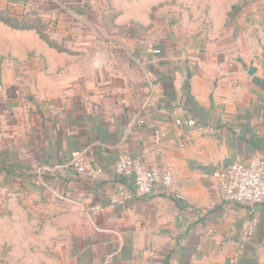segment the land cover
Here are the masks:
<instances>
[{
  "label": "crops",
  "instance_id": "obj_1",
  "mask_svg": "<svg viewBox=\"0 0 264 264\" xmlns=\"http://www.w3.org/2000/svg\"><path fill=\"white\" fill-rule=\"evenodd\" d=\"M1 20L0 264H230L240 245L264 264V199L228 202L214 175L264 159V0H0ZM145 149L173 187L135 198L113 165Z\"/></svg>",
  "mask_w": 264,
  "mask_h": 264
},
{
  "label": "built area",
  "instance_id": "obj_2",
  "mask_svg": "<svg viewBox=\"0 0 264 264\" xmlns=\"http://www.w3.org/2000/svg\"><path fill=\"white\" fill-rule=\"evenodd\" d=\"M137 125H144L145 118L139 117ZM175 124L186 126L202 133L204 129L198 126L193 119L183 121L176 119ZM163 134L159 130L154 131L153 146L156 150L160 147ZM150 150L145 149L136 157L120 155L113 165L114 173L120 177L128 178L132 181L135 198H143L149 195L155 187H160L163 191H170L173 187V169L171 167L161 168L158 166H148L147 156ZM75 167L80 171L83 169L82 157H77ZM92 174H99L100 169L95 168L90 171ZM215 177L219 180V187L222 197L231 203L249 207L254 210L264 199V159L253 158L247 163L234 161L225 167L216 170ZM132 196L124 189L119 188L110 199L109 205L116 208L124 204ZM182 198L181 195L178 196ZM94 211H101L100 207H94ZM258 221L256 218L248 222L244 235L250 238L256 229ZM264 246V242H263ZM240 245L235 256L230 259V264H235L237 257L242 252Z\"/></svg>",
  "mask_w": 264,
  "mask_h": 264
},
{
  "label": "rangeland",
  "instance_id": "obj_3",
  "mask_svg": "<svg viewBox=\"0 0 264 264\" xmlns=\"http://www.w3.org/2000/svg\"><path fill=\"white\" fill-rule=\"evenodd\" d=\"M0 22H3V24H5V26H9V27H12V25L9 23V24H7V23H5V22H7V21H0ZM18 25H22V24H16V27H18ZM0 27H2L1 25H0Z\"/></svg>",
  "mask_w": 264,
  "mask_h": 264
},
{
  "label": "water",
  "instance_id": "obj_4",
  "mask_svg": "<svg viewBox=\"0 0 264 264\" xmlns=\"http://www.w3.org/2000/svg\"><path fill=\"white\" fill-rule=\"evenodd\" d=\"M250 71H253L252 69Z\"/></svg>",
  "mask_w": 264,
  "mask_h": 264
}]
</instances>
